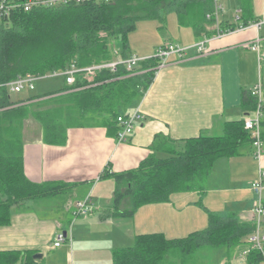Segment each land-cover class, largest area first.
<instances>
[{
  "label": "trees",
  "instance_id": "trees-1",
  "mask_svg": "<svg viewBox=\"0 0 264 264\" xmlns=\"http://www.w3.org/2000/svg\"><path fill=\"white\" fill-rule=\"evenodd\" d=\"M237 3L241 24L221 23L220 30L234 31L258 22L253 17L252 0ZM169 13L175 14L180 27L190 28L197 37L216 33L208 30L215 24L213 0H109L33 7L29 11L19 7L0 19V227L10 223L13 207L62 194L70 187L63 183H33L26 178L21 139L25 121L38 123L43 142L52 146L64 145L67 130L72 128L103 126L117 136V117L137 107L154 79L158 63L146 60L135 70L141 73L134 74L123 67L115 73L102 70L91 80L78 74L70 86L61 78L63 86L58 90L20 100L13 98L5 85L26 74L44 77L71 65L86 68L114 58L126 59L131 55L128 36L136 24L163 22ZM113 41L121 45L116 57L110 48ZM255 107L256 98L250 91H242V110L252 113ZM261 140L264 142V122ZM248 151L252 154V139L243 127V119L225 122L219 136L188 138L180 147L155 136L151 153L136 169L100 173L99 179L111 178L115 183L110 215L132 217L143 206L170 202L175 194H203L218 160ZM253 229L254 225L241 220L238 214L208 212L206 228L178 239L159 233L137 235L131 246L115 249L112 260L113 264H188L202 248H225V264H263L264 247L258 250L247 246ZM243 246L248 247L245 261L232 263V250ZM33 255L30 251H2L0 264H33Z\"/></svg>",
  "mask_w": 264,
  "mask_h": 264
},
{
  "label": "crops",
  "instance_id": "crops-1",
  "mask_svg": "<svg viewBox=\"0 0 264 264\" xmlns=\"http://www.w3.org/2000/svg\"><path fill=\"white\" fill-rule=\"evenodd\" d=\"M253 17L264 23V12H253ZM229 19H218V23H232ZM178 27L183 31L168 32V43L189 48L207 39V51L199 55L190 48L182 59L170 56L137 102L143 119L125 142L118 143L116 135L106 127L87 126L67 130L64 145H47L40 126L31 119L25 121L21 139L26 178L33 183H63L70 187L62 194L13 207L10 223L0 227V252H33V264H113V251L131 246L137 235L159 233L168 239L183 238L200 231L207 222V211L220 214L207 203L208 210L201 212L196 196L201 201L210 192L229 190V160L250 161V151L227 159L225 174H211L203 194H175L170 202L143 206L132 217L110 215L115 183L111 178L99 179L103 170L116 174L136 169L151 153L155 136L174 141L178 147L188 138L219 136L225 122L251 114L241 108V93L250 91L258 82L264 98V24L235 29L216 38L212 37L214 34L197 37L190 28ZM216 28L214 24L208 30ZM256 41L258 50H252L250 47ZM130 45L134 51L131 55L149 59L165 44ZM222 160L218 161L222 164ZM246 167L241 173L250 176L247 181L253 180L257 169L264 167V153L258 166L250 161ZM87 196L93 202L92 212L75 217V204ZM262 197L264 201V191ZM248 208L230 213L253 224ZM59 233L66 239L54 247ZM240 253L241 249L234 252L233 259L239 258ZM88 254L94 255L95 260H89ZM35 255L41 258H34Z\"/></svg>",
  "mask_w": 264,
  "mask_h": 264
},
{
  "label": "built area",
  "instance_id": "built-area-1",
  "mask_svg": "<svg viewBox=\"0 0 264 264\" xmlns=\"http://www.w3.org/2000/svg\"><path fill=\"white\" fill-rule=\"evenodd\" d=\"M18 0H0V19L7 18L10 15V12L16 8L22 7L24 11H29L33 7H55L57 5H68V4H85V3H99L109 0H20L21 3H17ZM214 3V13L213 17L215 18L216 33L213 38L219 37L221 35L232 33L226 29L225 31L220 30V23H218L217 14L222 11L221 3L222 0H213ZM240 11L233 17L232 23H237L240 20ZM209 17V16H207ZM263 22L251 23L247 27H260L263 25ZM245 27V28H247ZM244 27H237L238 29H243ZM235 31V30H234ZM207 39L200 41L195 45L185 48L178 46L177 44L168 43L160 48H158L154 55L149 59H155L157 61V66L154 68L155 73L160 70L165 63L168 61L170 56L176 55L178 58L182 59L187 54V51L191 48L196 51L197 54L203 55L207 51L205 46ZM258 41L251 45L252 50H258ZM114 56L118 55L117 51H114ZM139 58L135 55H130L126 59L114 58L112 61L103 62L100 64H95L86 68H77L74 65H71L68 69L63 72H54L48 76L36 77L30 74L17 77L14 81L6 84L5 86L12 93H20L24 90L33 91L35 89L36 81L43 78H63L65 84L73 85L75 82V77L78 74H84L88 80H91L96 73L102 70H108L111 73H115L118 67H123L127 72H135V70L146 60ZM89 83V82H88ZM146 93V92H145ZM250 93L253 97L256 98V107L252 113L243 118V127L249 133L252 139V156L257 159L260 163L262 155L264 153V142L261 140V123L264 118V98L262 92L261 83L258 82L250 90ZM145 95V94H144ZM143 117L140 113L138 107L129 111L126 115L118 116L116 119L117 125L120 128L116 140L118 143H123L127 140V137L131 136L134 132L136 125L142 121ZM251 190L255 193L257 198L253 201L252 204V222L254 229L252 233L247 238V246L253 249L262 250L264 247V201L262 193L264 191V169L259 170V181L251 184ZM93 210V202L91 197L87 196L85 199L78 201L74 207V216L75 217H85L89 215ZM66 237L64 234L59 233L55 237L54 247H59ZM248 253L247 249L241 252L240 257L244 258Z\"/></svg>",
  "mask_w": 264,
  "mask_h": 264
},
{
  "label": "rangeland",
  "instance_id": "rangeland-1",
  "mask_svg": "<svg viewBox=\"0 0 264 264\" xmlns=\"http://www.w3.org/2000/svg\"><path fill=\"white\" fill-rule=\"evenodd\" d=\"M221 7H222V11H220L217 14V19L219 20H222L223 18L229 19L230 17H231L230 19L233 20V17L237 14V12L240 9L237 0H222ZM253 7H254L253 12H257V13L264 12V0H252V8ZM171 31L173 33L174 32L178 33L180 31H183L180 30V28L176 24V17L173 13L167 14L163 22L158 20L138 22L136 24L135 30L131 32L128 36V47L130 48L129 51L134 53V51H132L133 49H131V45L129 46V43L133 44V46L136 47H140V46L151 47L152 46L151 44H154L155 42L156 43L160 42L161 44H168L169 41L166 35L168 34V32ZM110 48L112 49L113 52L114 51L119 52L121 49V45L119 44V42L113 41L111 43ZM62 84H63V80L61 78H43L36 81L35 90L33 92L24 90L20 94H13L12 96L13 98L16 99H24L29 95V93L42 95L47 92L58 90L62 86ZM30 121H32V123L36 125L38 124L32 119ZM244 159L247 158H243L242 160L241 159L229 160L228 177L231 182V187L229 190H220L221 193L216 191L210 192L207 196L202 197L201 201H199L200 198L196 196L198 199L197 202H200L198 204H200L202 207L201 212H203L204 210H208L207 204L211 208H215L216 212H220V214L222 215H227L232 211H241L247 209L249 206L250 207L248 208V211L251 212L252 203L257 198V196L251 190L250 186L251 184L259 181V168L257 169V176L250 181H247V179L250 178V176H243V173H241V171L244 168H247L246 166H249L250 161H252V163H255L256 166H258L260 163L254 157H251L250 161H246ZM222 161H224L222 164L219 161L216 162L212 175H217L219 177L218 173L220 175L225 174L226 171L223 169L226 167V164L224 163H226L227 159H224ZM216 184H217L216 182L213 183L214 186ZM185 194L187 195L186 197H189L191 195V193L190 194L185 193ZM208 212L209 211H207V213ZM206 226H207V222L203 223V227H201V229L199 230L206 228ZM246 247L247 246H244V248L237 247L232 251L234 253L237 250L241 249L242 252L244 251V249L248 248ZM225 252H226L225 248L213 249V250L209 248H202L194 254V256L190 259L188 264H223V262H225V258L223 257V254ZM88 258L89 260L91 259L95 260V256L91 254H88ZM231 258H232L231 261L232 263H237V262L242 263L245 261V257L244 258L236 257L235 260L233 259V257Z\"/></svg>",
  "mask_w": 264,
  "mask_h": 264
},
{
  "label": "water",
  "instance_id": "water-1",
  "mask_svg": "<svg viewBox=\"0 0 264 264\" xmlns=\"http://www.w3.org/2000/svg\"><path fill=\"white\" fill-rule=\"evenodd\" d=\"M34 258H41V255H35V257Z\"/></svg>",
  "mask_w": 264,
  "mask_h": 264
}]
</instances>
